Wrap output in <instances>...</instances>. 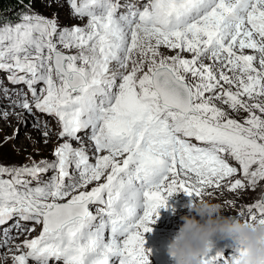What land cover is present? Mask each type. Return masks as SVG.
Listing matches in <instances>:
<instances>
[{"label":"snow or ice","instance_id":"snow-or-ice-1","mask_svg":"<svg viewBox=\"0 0 264 264\" xmlns=\"http://www.w3.org/2000/svg\"><path fill=\"white\" fill-rule=\"evenodd\" d=\"M67 2L72 18H87L86 25L60 29L55 18L33 12L0 27V71L9 74L10 83L26 85L32 96L31 104L22 93L12 103L28 113L34 105L55 117L59 137L66 138L54 152L57 161H42L43 168L0 166V177H11L0 178V226L16 218L0 229V249L11 251L16 235L42 225L38 237L15 245L28 251L13 254V264H150L145 236L169 198L180 191L195 202L205 188H220L237 174L222 153L238 163L244 177L231 182L229 191L255 189L264 181V101L258 99L264 97V0ZM161 47L176 55L165 56ZM246 49L259 53V68L257 56ZM113 62L116 70L110 69ZM187 75L197 82L189 83ZM41 82L45 87L38 91ZM0 92L8 95L6 88ZM214 100L247 113L244 122L224 119ZM82 132L94 153H105L96 155L95 163L69 143L82 141ZM193 138L205 146L191 143ZM49 169L57 174L43 185L28 187L22 179L39 181ZM89 205L103 207L94 215ZM247 213L245 222L264 223V199ZM212 247L201 256L202 264H239L245 255L243 249L213 254ZM0 259H7L6 253Z\"/></svg>","mask_w":264,"mask_h":264},{"label":"rangeland","instance_id":"rangeland-1","mask_svg":"<svg viewBox=\"0 0 264 264\" xmlns=\"http://www.w3.org/2000/svg\"><path fill=\"white\" fill-rule=\"evenodd\" d=\"M26 1L30 4V9L25 13L31 14L34 12L48 19L55 18L58 23V27L60 29H64L65 27H70V26L71 27L72 26H81V27L83 26V24H79V21H77L80 19L74 20L72 18L71 9H70V6L67 0H56V2H53V0H26ZM49 4L51 6H48ZM84 19L80 20L81 21L80 23H84ZM17 21L20 22L19 20H16V23H18ZM5 22L6 20L0 21V27H2ZM13 23L12 25L16 24L15 22ZM6 24H11V23H6ZM61 50L68 54H71L73 52V49L71 50L61 49ZM164 51L166 52L165 56H174L173 53H170L169 51H166V50ZM229 76H233V75L229 74ZM187 81L191 83L188 78H187ZM3 88L7 89L8 86L3 85ZM19 88L23 91L24 97H25V89L21 86H19ZM232 88L235 89V87H232ZM0 95L2 96V98H4L5 96L3 92H1ZM15 95H16L15 90L13 88H9L8 97H5V99H13ZM20 100L21 99L19 98V101ZM12 101L13 100H9L8 103H4V104L0 103V108H5V109L13 110V111L14 110L18 111V109H21V107H18V109L17 107L16 109L14 107H11L10 105L12 104ZM249 102H252V101H249ZM214 104L226 113V116L224 119L232 118V119L237 120L240 123H243L245 118L248 115L247 113L243 111H240L238 113L232 111L228 107V105L224 104L222 101L215 102ZM257 114L260 115L259 112H257ZM19 115H21V118L13 122L11 131H7L8 126L6 123L8 122L5 121L4 123V120L0 117V166H4L7 168H20V167H25V166L32 167L35 164V165H39L40 167H42L41 166L43 164L41 163L42 161L47 162L49 164L56 162L57 157L54 155V152L61 144L65 142V139L61 140L60 137L52 134L50 131L49 132H50L51 137L49 138V134H48L46 138V136H44L43 134L44 132H47L46 128L36 124L34 121L31 122L32 119L28 115H32V113L27 112L26 114L27 116L23 114H19ZM25 116L28 119H26ZM25 121L27 122L26 124H25ZM37 126L42 130V132L41 130L38 129L39 132L35 136L37 143L35 144V142L30 140V138H27L28 137L27 133L30 130L31 131L33 130L31 128H38ZM17 129H19V134H17ZM81 135L83 136V134ZM15 136L16 138L14 139H16V143H13L12 138ZM83 137H85V135ZM73 145L75 146L76 144H73ZM238 173L240 174L239 178H232L230 183L233 182L235 179L244 180L242 173L240 171H238L237 174ZM0 178L11 179V177L8 175H4L3 177H0ZM22 179L28 181V185H27L28 187H36V182H35L37 181L36 179H33V178L31 179V177H27V176L22 177ZM49 180H50L49 173H47L45 176H42V177L40 176L39 178L40 185H43ZM103 182L104 180L102 179L99 183H103ZM230 183L227 182V184H225L222 187L221 189L222 192L219 191L221 193H218V194L216 193L213 194V193H208V192H206L205 194L203 193L202 197L194 198L195 202H199L201 199H205L208 201V199L214 197L216 200L214 199L215 201H210V203L220 205L221 209L223 210L224 216L227 217L230 215V216H234L237 219H239L240 213L243 211L242 208L244 207L246 208L249 205H252V203L258 202L262 198H264V181L259 182L258 185L255 187V189H252L246 186L245 188L237 189L236 191H229ZM245 183L247 185L246 181ZM96 184L97 182L92 184L87 190H90L91 187H94ZM213 189H217V188L213 187ZM83 190L85 189H81V191ZM218 190H220V188H218ZM206 195L209 197H206ZM61 202H64V201H61ZM192 203H194L193 198L178 191L174 193L172 197L169 198L167 209L160 210L159 219L157 220L158 225L161 226L159 222L161 223L163 222L165 224H168L169 229L171 230L170 231L162 230L161 228L157 227L158 226L157 225L154 227V230H153V235H156V236L151 235L152 237L151 236L148 237V240L149 242H151V244L150 245L148 244L145 246L150 251L149 258H155V263L158 262L159 258L162 255H164V251L168 245V243L162 244L161 242H163L164 239L171 240L174 237V235L176 234V232L178 231V229L183 223L181 217L189 214V206ZM89 208L92 209L91 205H89ZM238 208L242 209V211L240 212ZM94 215H98V214H94ZM244 216H246V213H244ZM244 218H247V217H243L242 219ZM35 227L37 230V226ZM35 232H30L29 234H26L24 236L28 238L31 235H40V233H35ZM222 241L226 242L227 239H223ZM213 247H214V244H213ZM7 251H8L7 249H0V253H5ZM0 264H3V262L0 261Z\"/></svg>","mask_w":264,"mask_h":264},{"label":"clouds","instance_id":"clouds-1","mask_svg":"<svg viewBox=\"0 0 264 264\" xmlns=\"http://www.w3.org/2000/svg\"><path fill=\"white\" fill-rule=\"evenodd\" d=\"M181 219L182 225L167 245L175 264H202L201 256L217 239H230L237 251H245L239 264H264V223L226 217L220 205L205 199L192 203L189 214Z\"/></svg>","mask_w":264,"mask_h":264},{"label":"bare ground","instance_id":"bare-ground-1","mask_svg":"<svg viewBox=\"0 0 264 264\" xmlns=\"http://www.w3.org/2000/svg\"><path fill=\"white\" fill-rule=\"evenodd\" d=\"M129 2H132V3H135L134 1H132V0H129ZM120 12H123L124 10H119ZM75 20V19H74ZM77 21H79V24H83V26L84 25H86L87 24V18H85L84 19V23H80L81 21L80 20H77ZM76 24H77V22H76ZM74 25V24H73ZM63 26V25H62ZM82 26V27H83ZM64 27V26H63ZM67 28H71V26L70 27H67ZM164 50H166V51H169L170 53H173L174 55H176V52L175 51H170L169 49H167V48H164V47H161L160 48V52L161 53H163L164 55L166 54V52L164 51ZM78 50L77 49H73V52L71 53V54H75L76 52H77ZM178 51V50H177ZM245 54H252V55H256L257 56V60L254 62V64H255V66L257 67V68H259V63H258V61H259V53H255L253 50H251V49H246L245 50ZM181 56L183 57V58H187V59H191V53H188V52H183V53H181ZM133 59L134 60H138L139 59V55H138V53H136V52H134L133 53ZM156 59L157 60H159L160 59V57L159 56H157L156 57ZM204 63L205 64H208V63H211V61L210 60H208V59H205L204 60ZM131 67H132V65H131V63H129V66H128V71H130L131 70ZM219 68V65H214V70H217ZM110 69H112V70H116L117 69V66H116V63L115 62H113L111 65H110ZM147 70V66H145V71ZM122 71V70H121ZM225 71H227V69H225ZM233 75V73L232 72H228V75ZM237 74H239V73H237ZM141 75H142V73H141ZM187 78L190 80V82H191V84H195L197 81L194 79V78H192L190 75H187ZM223 87L224 88H229L230 86L229 85H223ZM218 91H219V89H218ZM232 91H236V88L235 89H233L232 88ZM206 95H209V94H206ZM244 99H246L247 100V97H244ZM221 100H214L213 102L215 103V102H220ZM259 101H264V97H260V99H259ZM11 107H14L15 109H16V105L14 104V103H12L11 105H10ZM17 109H18V107H17ZM15 111V112H14ZM9 110V109H5V108H0V117L4 120V123H5V121L6 122H8V123H6L7 124V126H8V128H7V131H11V128H12V124H13V122H15L16 120H19V118H21V115H19V114H23V115H26L27 114V111L25 110V109H23V108H21V109H18V111H19V113H18V111H16V110ZM3 112H7L8 113V115H7V117L5 118L4 116H3ZM237 113V112H236ZM27 116V115H26ZM25 116V117H26ZM28 116H30L31 117V122H35L36 124H38V125H40V126H43V127H45V123L47 124V127H45L46 128V131L48 132V134H49V138L51 137V135H50V132L52 133V134H54V135H56V136H58L59 137V133H60V131H61V126H60V124H59V122H58V120H54V123H55V125H54V128H50V123L48 122L49 121V119H48V115L47 116H43V115H41L38 111H36L34 114H32V115H28ZM26 119H28L27 117H26ZM30 120H28V121H30ZM42 124H41V123ZM38 127V126H37ZM5 129V128H4ZM31 129H33L32 131L30 130L26 135L28 136L27 138H30V140H32L33 142H35V144L37 143V141H36V138H35V136L37 135V133L39 132L38 131V129L39 130H41L39 127L38 128H31ZM50 131V132H49ZM41 132H42V130H41ZM40 135V134H39ZM78 135H80L82 138H83V140L82 141H77V140H71V141H69V143H71V145H72V147L75 149V148H83L85 151H86V153L89 155V157H90V163H95V156L96 155H103V154H105V153H98V154H96V153H94V144H93V142L91 143L90 142V140L87 138V136H86V134H85V137H83L84 136V134H83V136L81 135V134H78ZM42 136V135H41ZM14 138H16V136L15 137H13L12 139V141H13V143H16V139H14ZM47 138V137H46ZM39 139V138H38ZM66 139V138H65ZM61 140H62V138H61ZM29 142V141H28ZM46 142V141H45ZM190 142L191 143H193V144H195V145H197V146H205V145H202L200 142H198V141H196L194 138L193 139H190ZM28 144V143H27ZM32 144V143H31ZM73 144H76L75 146L73 145ZM24 147V146H23ZM223 157H224V159L226 160V162L227 163H229V162H231L232 160H230V158L228 157L229 155L228 154H224V153H222L221 154ZM121 159H122V157H121ZM56 161H57V158H56ZM47 164H49V163H47ZM42 166V168L43 167H45V164H42L41 165ZM233 167H236L235 165H232ZM237 169H239V166H237L236 167ZM69 171H70V173L71 174H73V175H76V176H78V173L75 171V168H74V165H70V167H69ZM239 171V170H238ZM47 173H49V177H50V179H51V177L52 176H54V175H56L57 173L55 172V171H53L52 169H49L47 172H44V173H41L40 174V176L42 177V176H45ZM188 176L191 178V182L193 183V184H195L197 187H199V185L198 184H196V180H197V178L195 177V175L194 174H191V173H189L188 174ZM239 176H240V174L238 173V174H236V175H234V176H232V177H230V178H227L226 180H224V181H222L221 182V187H220V190H218V188L217 189H213V187L211 188H205L204 189V191H203V193L205 194L206 192H208V193H216V194H218V193H221L222 192V187L225 185V184H227V182H229L230 183V181H231V179L232 178H239ZM187 177H185L183 174H181V179H186ZM37 182H39V181H37ZM95 182H93L92 184H94ZM92 184H90V185H88V188L92 185ZM96 186V185H95ZM94 186V187H95ZM92 188V187H91ZM219 191H221V192H219ZM202 193V194H203ZM200 197H202V195L200 196ZM206 197H209V196H207L206 195ZM197 198V197H196ZM215 198L213 197V198H210V199H208V201L210 202V201H215L214 200ZM245 208V207H244ZM244 208H242V209H244ZM239 209V208H238ZM242 209H239V211L241 212L242 211ZM243 213H246V211H242ZM142 214V213H141ZM244 217H246V216H244ZM97 221H99V220H97ZM97 221L95 222V223H97ZM160 223V225L161 226H159L158 225V222H156L154 225H152V227H153V230H154V227L155 226H157V227H159V228H161L162 230H171V229H169V225L168 224H165V223H161V222H159ZM12 224V223H11ZM10 224V225H11ZM9 225V226H10ZM8 226V227H9ZM156 227V228H157ZM6 228V227H5ZM179 230V229H178ZM31 232H35V231H31ZM35 233H37V232H35ZM13 234V233H12ZM29 234V233H28ZM156 236V235H153V231L151 232V233H148V234H146V236H145V240H146V243H145V245H150L151 244V242H149V240H148V237L149 236ZM39 235H31L30 237H25L24 235H16V238L11 242V247H12V250L11 251H7V252H5L6 253V255H7V259H1L0 261L1 262H3V264H13V260H12V257L11 256H13V254H15V255H19V254H22L23 252H27L28 250L26 249V248H23V247H21V249L19 250V251H17V249L15 248V245H23V242L27 239V240H31V239H33V238H36V237H38ZM151 236V237H152ZM106 237H107V232H106ZM148 241V242H147ZM169 239H164L163 240V242H161L162 244H165V243H169ZM218 244H222V240L221 239H219V240H216V241H214V247L213 248H215ZM144 245V246H145ZM29 264H36V262L35 261H29ZM49 264H58V262H56V261H50L49 262ZM59 264H62V262H59ZM114 264H118V261H115L114 262ZM155 264V263H154Z\"/></svg>","mask_w":264,"mask_h":264},{"label":"trees","instance_id":"trees-1","mask_svg":"<svg viewBox=\"0 0 264 264\" xmlns=\"http://www.w3.org/2000/svg\"><path fill=\"white\" fill-rule=\"evenodd\" d=\"M29 9L30 4L26 0H0V21L13 23L21 20Z\"/></svg>","mask_w":264,"mask_h":264}]
</instances>
